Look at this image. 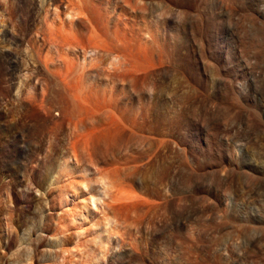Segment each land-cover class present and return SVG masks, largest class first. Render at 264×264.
Instances as JSON below:
<instances>
[{
  "label": "rangeland",
  "instance_id": "rangeland-1",
  "mask_svg": "<svg viewBox=\"0 0 264 264\" xmlns=\"http://www.w3.org/2000/svg\"><path fill=\"white\" fill-rule=\"evenodd\" d=\"M125 1L92 0L90 6L82 5L81 0H0V235L4 233L0 240L6 242L14 236L16 245L7 255V264L16 263L15 235L19 234L22 245L31 249L36 242L35 230V234H41L39 226L43 230L47 227L54 237V229L65 223L56 187L66 188L63 180L68 176L60 166L67 158L74 165V171L68 174L74 179L80 180L81 172L87 169V180L95 185L106 179L121 189L116 188L118 191L124 189V194L133 195L125 204L119 203L130 202V206L105 210V216L109 217V211L110 217L120 220L119 226L124 229L119 227V231L125 230L127 240L123 238L120 248L113 247L114 242L106 252L108 256L95 261L92 236L84 241L77 240L73 233L67 239L49 236L39 254L47 252L45 258L50 264H264V0H177L175 4L161 0L155 10H141L144 2L140 0ZM74 2L79 10L87 6L84 13L92 12L91 21L99 25L95 32L94 23L88 26L90 29L86 27L88 30L76 29L72 22L82 12L77 13V6L72 9ZM67 6L72 11H67ZM73 11L77 14L71 21L66 17L74 15ZM95 15L100 20L93 19ZM114 27L121 29L119 36L127 34L130 47H140H132L139 55L129 54L131 48L127 50L125 41L122 51L125 36L119 37L118 50ZM212 30L216 32L215 42ZM32 42L36 49L29 45ZM27 48L32 52L27 54ZM86 50L94 52L86 55ZM60 52L83 64L81 76H73L78 80H70L83 83H72V87L81 88H75L74 93L93 96L91 103L97 95L100 100L111 96L112 101L113 97L112 105H118L120 114L115 112L116 117L110 120L115 118V123H120L117 127H121L115 124L109 128L114 122L106 123L116 111L107 99L111 114H105V108L108 113L110 110L105 101L100 103L106 106L101 110L95 100L94 106L105 112L94 110L103 117L91 108L93 105L84 115L93 111L94 119L78 114L85 117L79 122L74 117L78 115L71 117L77 106L71 105L72 93L60 89V85L58 89V82L47 79L39 64L40 58L58 59L54 57ZM32 53L38 67L30 62ZM121 53L124 60L115 62ZM80 83L85 94H81ZM34 85L37 89L31 87ZM16 86L22 89L17 91ZM42 86L49 92L54 90V98L48 90L47 95L43 93ZM28 90L37 96H31ZM39 91L45 95L43 99ZM86 96L80 97L82 102L77 97L82 108L89 101ZM153 100L162 101L154 111L149 108ZM63 105L68 111L62 110ZM105 115H109L107 119ZM119 117L127 123L122 121V126ZM91 130H95L93 135ZM30 175L36 180L33 189ZM22 176L24 180L17 182L16 178ZM50 182H56L48 190L50 198L53 196L54 215L49 212L51 222L42 226L40 207L44 202L33 200L32 209L20 213L15 198L16 193L28 188L38 198ZM98 217L95 220L99 224L103 215ZM11 226L17 228V234ZM26 232L33 236L28 239ZM25 237L31 241L25 242Z\"/></svg>",
  "mask_w": 264,
  "mask_h": 264
},
{
  "label": "bare ground",
  "instance_id": "bare-ground-1",
  "mask_svg": "<svg viewBox=\"0 0 264 264\" xmlns=\"http://www.w3.org/2000/svg\"><path fill=\"white\" fill-rule=\"evenodd\" d=\"M68 1V0H67ZM85 1V2H84ZM95 1H98V0H95ZM125 1V0H124ZM127 1V0H126ZM125 1V2H126ZM129 1V0H128ZM127 1V2H128ZM141 2H144V5L142 6L141 5V3H137V1H136V3H137V5L139 4V6L141 5L142 7L140 8L141 10H142V8L144 9V10H146V9H152V10H155V9H157V8H160L159 7V2L161 1V0H140ZM166 1H168V2H171V3H173V4H175L176 2H177V0H166ZM41 2V1H40ZM60 2H62V1H60ZM77 3H78V1H76ZM76 2H74L75 4V6L74 7H72V9L74 10V8L78 5V4H76ZM81 2H83L82 3V5L84 4V3H86V4H90L91 2H92V0H81ZM130 2V1H129ZM94 3V5H95V3L96 2H93ZM161 3V2H160ZM167 3V2H166ZM42 4H45V1H43L42 2ZM46 4H48V2L46 3ZM72 3H70V5H71ZM168 4H170V3H168ZM167 4V5H168ZM69 5V4H68ZM69 5V6H70ZM79 5L81 6V4L79 3ZM164 5V4H163ZM166 5V4H165ZM39 6H41V4H39ZM69 6H67V7H69ZM90 6H91V4H90ZM138 6V7H139ZM66 7V8H67ZM71 7V6H70ZM69 7V9L67 10V11H69L71 8ZM79 6H77L76 8L79 10V8H78ZM84 7V6H83ZM86 7L87 6H85L84 8L86 9ZM96 7V6H95ZM94 9V7H91V9ZM72 9H71V11H72ZM85 9H83L84 11H86ZM148 9V10H149ZM76 10V9H75ZM83 10H79V11H77V13L78 12H82V13H79L78 15H79V17H78V15L76 16V18H75V14H77L76 12H71V13H73L74 15H70V11L69 12H67V14H68V17H66L67 19L69 18V19H71V21H73L74 20V18H75V22L73 21L72 23H74L75 25H76V29H86V27L87 28H89L90 29V27H88V26H91V23H92V27H93V23L95 22L96 23V20L94 21V20H92L91 21V19H90V16H91V14H92V12L90 11V16L87 14V13H84V11ZM151 10V11H152ZM66 11V10H65ZM64 11V12H65ZM64 14H66V12L64 13ZM98 14V13H97ZM214 14V13H213ZM83 15V16H82ZM100 15V14H99ZM98 15V16H99ZM83 18H81V17ZM84 16H86V19L84 18ZM213 17V16H212ZM94 18H97V20H100V17H99V19H98V17H96V15H95V17H93V19ZM103 18V17H102ZM104 19V18H103ZM70 21V22H71ZM67 22H68V20H67ZM69 22V23H70ZM103 22H104V20H103ZM102 22V23H103ZM69 23H68V25H69ZM72 23H70V25L72 24ZM94 23V24H95ZM99 23V22H98ZM97 24V23H96ZM94 25V29L92 30V31H94L95 32V26H98V28H99V25ZM119 24V23H118ZM124 24H125V22H124ZM131 24V23H130ZM75 25H72V26H75ZM100 25H101V23H100ZM122 25V24H121ZM217 25V24H216ZM72 26H69L70 28H71V30H72ZM116 26L118 27V25L116 24ZM126 26V25H125ZM130 26V25H129ZM214 26H215V24H214ZM115 28V31L117 32H115V36H117V41L120 43V38H122V37H124L125 36V34H124V36L123 35H121V36H119L121 33H120V28H119V30H116V29H118V28ZM124 27V26H123ZM126 27H128V26H126ZM122 28V27H121ZM215 29H216V26L214 27ZM73 29L75 30V28L73 27ZM128 29H129V27H128ZM74 30H73V32H74ZM86 30H88V29H86ZM114 30V29H113ZM132 30V29H131ZM80 31V30H79ZM79 31H77L78 32V34H79ZM84 31V30H83ZM99 31V30H98ZM118 31H119V33H118ZM123 31V30H122ZM130 31V30H129ZM72 32V31H71ZM72 32V33H73ZM124 32V31H123ZM134 32V31H133ZM75 33H76V30H75V32H74V35H75ZM208 33V32H207ZM215 30H212V33H211V39H212V41H214L215 42ZM77 34V33H76ZM117 34V35H116ZM35 35V34H34ZM130 35V34H129ZM79 36H80V34H79ZM78 36V37H79ZM126 36H127V34H126ZM126 36H125V40H121L122 42V46L123 47H121V43H120V45L119 46H117L116 45V47H119V49L118 50H120V47L122 48V51H124L123 49H125L124 47H125V44H123L124 42L123 41H125V43H127V45L126 46H129V47H126L127 48V50H128V48H131V52H129V54H133V53H135V52H137V54L139 55V51H136V49H135V51L133 50L132 51V47L134 46V45H132V47H130L131 45H129L128 43V41L126 42V40H129V37L128 38H126ZM34 37V36H33ZM37 37V36H36ZM84 37V36H83ZM120 37V38H119ZM81 38V37H80ZM123 39V38H122ZM34 40H36V39H34ZM37 40H38V38H37ZM56 41V40H55ZM133 42L135 41L134 39L132 40ZM138 41V40H137ZM30 42V41H29ZM35 42V41H34ZM37 42V41H36ZM35 42V43H36ZM13 43H14V41H13ZM56 43V42H55ZM54 43V44H55ZM135 43V42H134ZM30 44H32L33 46H34V44H33V42L32 43H29V45ZM37 44V43H36ZM41 44V43H40ZM39 44V45H40ZM132 44V43H131ZM136 44V43H135ZM44 44L42 43L41 44V46H43ZM26 46V45H25ZM27 46H28V41H27ZM36 46V45H35ZM34 46V48L36 49V47ZM136 46V45H135ZM134 46V47H135ZM30 47V46H29ZM5 48V47H4ZM30 48H32V47H30ZM29 48V49H30ZM135 48H137V47H135ZM139 49H140V47H138ZM138 48H137V50H138ZM143 48V47H142ZM6 49V48H5ZM29 49L27 48V50H28V53L27 54H29L30 53V51H29ZM34 49V51H36ZM38 49H40V46H39V48ZM37 49V50H38ZM42 49V48H41ZM116 49V50H117ZM134 49V48H133ZM8 50H10V49H8L7 48V50L6 51H8ZM130 50V49H129ZM143 50V49H142ZM145 50V49H144ZM4 51V50H3ZM121 51V50H120ZM1 52V51H0ZM32 52V51H31ZM42 52H43V49H42ZM85 52V54L86 55H91V54H93V52L94 51H84ZM117 52V51H116ZM119 52V51H118ZM141 52V51H140ZM145 52V51H144ZM11 53H12V51H11ZM36 54H37V51L35 52ZM39 53V52H38ZM58 53V52H57ZM61 53V55L62 54H64V52L62 53V52H60ZM125 53H128L127 51L125 52ZM141 53H143V52H141ZM40 54H42L41 52H40ZM123 53H121V54H119V57L117 56L116 58H114V61L115 62H117V63H120V59L122 58H120V55H122ZM131 54V55H132ZM17 55H19V54H17ZM32 55H33V57H34V53H32L31 54V56H29L30 58L29 59H31V57H32ZM39 55V54H38ZM54 54H52V56H53ZM56 55V54H55ZM54 55V56H55ZM58 55V54H57ZM56 55V56H57ZM60 54H59V56L58 57H54V58H58V59H56V60H54L53 59V57H52V59L54 60H52V61H50V59H46V60H44V61H42V58H40V60H38L39 58H38V56H37V60L38 61H40L41 63H39L41 66H42V69H43V72H44V74H45V76L47 77V79H50V81L52 80V79H54V81H56V82H58V85H56V83L55 84H53L54 82H52L51 83V85L53 84L54 86L56 85L57 87L60 85L62 88H60V89H64V91L66 92V90L67 91H70V93H72V97L70 96V100H71V105H73L74 106V104L75 105H77V106H75L74 108L75 109H72L73 110V112H72V114H71V117L73 116V115H83V116H90L91 114H93V111H92V109L94 110V109H97L98 108V106L99 105H101L100 103H104V101H105V103H106V96H105V98H104V96H103V98H104V100L103 101H101L100 100V96H99V98H97L98 97V95L97 96H95L96 98L94 99V101L91 103V99L93 98V96H92V98H91V96L89 97V95H88V97L86 96V94L84 93V91H83V89L85 88V87H83V83L81 82V81H76V80H78V79H76L75 77H73L75 74H77L78 75V73L80 74L79 76H81V72H79L81 69H83L82 67H83V64L81 63V61L80 60H78V58L76 59L75 57V59L72 57H70L69 55H67V54H65L64 56L62 55L61 56ZM125 54H123L122 56H124ZM134 55H136V54H134ZM1 56H2V54H1ZM41 55H39V57H40ZM43 56H45V55H43ZM69 56V57H68ZM137 56V55H136ZM8 57V56H7ZM21 57V56H20ZM27 57V56H26ZM42 57V56H41ZM128 57V56H127ZM135 57V56H134ZM28 58V57H27ZM125 58V60H126V57H124ZM6 59V58H5ZM10 59V58H9ZM8 59V60H9ZM16 59H18V58H16ZM33 59V58H32ZM32 59H31V61L30 62H34V61H32ZM123 59V58H122ZM3 60V59H2ZM19 60V59H18ZM33 60H35V58L33 59ZM50 62H49V61ZM124 60V59H123ZM122 60V61H123ZM10 61V60H9ZM12 61V60H11ZM48 61V62H47ZM127 62V61H126ZM37 63V62H36ZM122 63H125V62H122ZM34 64V63H33ZM35 65V64H34ZM37 65V64H36ZM35 65V66H36ZM37 67H38V65H37ZM36 67V68H37ZM34 68V67H33ZM35 70V69H34ZM35 71H38V70H35ZM36 73V72H35ZM14 75V74H13ZM76 75V76H77ZM82 75H83V73H82ZM19 76H21V75H19ZM34 76V75H33ZM26 77V76H25ZM28 77V76H27ZM30 77V76H29ZM75 78L76 80H73V82L75 83V81L78 83V82H81L80 84L82 85L81 87H82V90L81 91H83V93L81 92V94H85V95H83L84 97L86 96L87 97V99H89V101H86L87 103V108L85 107V106H83V108L81 107V103L79 102V104H78V101H80L81 100V102H82V99L84 98L83 96H81L78 92V95H77V93L75 94L74 93V91L73 90H75V88L77 89V87L79 86H76L75 87V85L72 87V85L74 84L73 82V84L71 83V78ZM20 78V77H19ZM18 78V79H19ZM24 78V77H23ZM83 78V77H82ZM22 79V78H21ZM20 79V80H21ZM24 79H26V78H24ZM44 79H46V78H44ZM79 79L81 80V77H79ZM40 80V79H39ZM71 80V81H70ZM43 81V80H42ZM41 81V82H42ZM47 81V80H46ZM38 82V81H37ZM45 82V81H44ZM48 82V81H47ZM16 83H18L17 81H16ZM16 83H15V85H16ZM49 83V82H48ZM39 84V83H38ZM46 84V83H45ZM50 84V83H49ZM15 85H14V88H15ZM41 85V84H40ZM9 86V85H8ZM18 86H19V84H18ZM24 86V85H23ZM27 86V85H26ZM37 86V85H36ZM35 85L34 86H31V87H36ZM39 86V85H38ZM46 86L48 87V85L46 84L45 85V88H46ZM53 86V87H54ZM55 86V88H57ZM20 87H21V85H20ZM25 87V86H24ZM24 87H23V89H24ZM41 87V86H40ZM43 87V86H42ZM80 87V86H79ZM78 87V89H81V88H79ZM11 88V87H10ZM13 88V89H14ZM16 88L17 89H15V90H17L18 91V89H22V88H19V87H17L16 86ZM26 88V87H25ZM73 88V89H72ZM88 88V87H87ZM97 89H98V87H96ZM9 88H7V90H8ZM32 89V91H33V89L34 88H31ZM36 89H37V87H36ZM42 89V88H41ZM49 89V88H48ZM48 89H46V90H48ZM54 89V88H53ZM58 89H59V87H58ZM57 89V90H58ZM92 90H94L93 88H91ZM3 90V89H2ZM30 90V89H29ZM29 90H28V94H30L29 93ZM45 89H44V87H43V89L41 90L43 93H45V91H46ZM92 90H89L88 89V93H90ZM96 90V89H95ZM101 90H102V88H101ZM104 90H106V89H103V91ZM17 91H15L14 93H16L17 94ZM32 91H30L31 92V96H37V95H35V94H33L32 95ZM60 91V90H59ZM78 91H80V90H78ZM86 91V90H85ZM90 91V92H89ZM98 91H100V89H98ZM107 91V90H106ZM106 91H104V95H106ZM12 92V91H11ZM21 92H23V91H21ZM40 92V91H39ZM48 92H49V90H48ZM58 92V91H57ZM101 92V91H100ZM99 92V93H100ZM9 93V92H8ZM24 93V92H23ZM33 93H36L35 91L33 92ZM50 94H52V96H53V93H54V90L52 91V92H49ZM22 94V93H21ZM20 93H18L17 95H21ZM40 94H41V98L43 99L44 97H45V95L44 94H42L41 92H40ZM56 93H54V95H55ZM59 94H62V92L60 91V93ZM58 93H57V96L59 95ZM76 95V96H74V95ZM91 94H93V91L90 93V95ZM95 94H97V93H95ZM94 94V95H95ZM16 95V96H17ZM42 95H44V97L42 96ZM46 95H47V91H46ZM80 95V97L82 98H80V97H78ZM60 96H62V95H60ZM64 96H65V94H64ZM75 97V99H73ZM77 97L78 98H80V100L79 99H77ZM110 98H111V96H109ZM109 97H108V102H111V107L114 105H112V103H113V97H112V101H109ZM115 97V96H114ZM33 98V97H32ZM48 97H46V99H47ZM52 98H54V96L52 97ZM55 98H57L56 96H55ZM65 98V97H64ZM64 98H61V99H64ZM91 98V99H90ZM118 98V97H117ZM116 98V99H117ZM49 99H51V98H49ZM58 99V98H57ZM73 99V100H72ZM77 99V100H76ZM116 99H114V100H116ZM45 100V99H44ZM59 100V99H58ZM64 100H67L68 101V99L66 98V99H64ZM95 100H98V102H99V105L98 106H94V105H97V102H95ZM101 102H100V101ZM111 100V99H110ZM30 101V100H29ZM63 101V100H62ZM75 101V102H74ZM51 102V101H50ZM74 102V103H73ZM106 103V105H107V107H108V109H110L109 110V113H108V111H107V109L105 108L106 106L105 105H101L102 106V108H101V110L103 109V108H105V111H106V115L107 114H111L113 111H111V108H110V106H108V104L109 103ZM115 102V101H114ZM149 102V101H148ZM46 103V102H45ZM52 103V102H51ZM63 103V102H62ZM66 103H68V102H66ZM77 103V104H76ZM94 103H96V104H94ZM150 103V102H149ZM54 104H56V103H54ZM89 104V105H88ZM116 104V103H115ZM57 105V104H56ZM56 105H55V107H56ZM78 105H80V108H79V106ZM92 107H91V106ZM122 105V104H121ZM159 105H161L162 106V101L161 100H153V101H151V103H150V107L149 108H151V107H153V109H151V110H153L154 111V108L155 107H157V106H159ZM64 106L65 105H63V108H62V110H67L68 111V109L66 108H64ZM100 106V107H101ZM116 106V107H115ZM117 106L118 105H114V108H116V111L114 110V108L112 109V110H114V114L113 115H115V116H113L112 114H111V116H110V118L109 119H107L108 118V116H106L105 115V117H106V119H107V121H106V119H104L105 121H106V123L108 124V123H110V122H112L110 119H112L113 117H116V115L117 114H115V112H117ZM120 106V105H119ZM57 107H59V106H57ZM61 107H62V104H61ZM66 107V106H65ZM67 107H69V104H68V106ZM76 107H78L79 108V111H78V108L76 109ZM84 107H85V109H84ZM88 107H91L92 109H91V111L92 112H88V114H85L84 115V113H86V111L88 110V111H90V108H88ZM96 107V108H95ZM49 108H51V107H49L48 106V109ZM73 108V107H72ZM82 108V110L83 111H85V112H82V110L80 111V109ZM121 108V107H120ZM120 108H119V110H120ZM52 109V108H51ZM58 109V108H57ZM147 109V108H146ZM45 110V109H44ZM59 110V109H58ZM60 110H61V108H60ZM77 110L78 111V113H75V111ZM98 111H100V108H98L97 109ZM97 110H94V111H96L97 113H98V111ZM149 110L150 109H147V111L146 112H149ZM50 111V110H49ZM104 111V112H105ZM110 111H111V113H110ZM61 112V111H60ZM81 112V113H80ZM101 112H103V111H100L99 113H101ZM103 112V113H104ZM124 112V111H123ZM123 112L121 113V114H123ZM67 113H69V112H67ZM71 113V112H70ZM69 113V114H70ZM74 113V114H73ZM98 113V114H99ZM117 113H119L120 114V112L118 111ZM125 113V112H124ZM97 114V115H98ZM146 114H148V113H146ZM155 114V113H154ZM65 115H66V113H65ZM74 116L75 117V119L76 120H78L79 122H81V121H83V118H84V120H85V117H81V116ZM95 115H96V113L94 112V115L92 116L91 115V117L93 118H95ZM49 116V115H48ZM62 116V115H61ZM63 116H64V114H63ZM70 116V115H69ZM99 116H100V114H99ZM98 116V117H99ZM120 116V115H119ZM122 116V115H121ZM123 116H125V114H123ZM145 116V115H144ZM46 117V116H45ZM65 117V119L68 117V115H66V116H64ZM76 117H79V118H81L82 120H80L79 118H76ZM100 117H103V115L101 114V116ZM112 117V118H111ZM146 117H148L147 115H146ZM150 117H151V115H150ZM51 118V117H50ZM93 118V119H94ZM145 118V117H144ZM156 118V117H155ZM48 119V118H47ZM47 119H45V120H47ZM69 120L68 121H70V119H72V118H68ZM75 119H73V120H75ZM115 119V118H114ZM114 119H113V124H109V125H111V126H109V125H107L104 121H102L105 125H107V126H109V128L111 127H113V125H115L116 126V128H119V127H121V126H118L117 127V125H120V123L119 122H117V123H115V121H114ZM119 119H121L120 117H119ZM146 119V118H145ZM144 119V120H145ZM149 119V118H148ZM52 120V119H51ZM101 120H103V119H101ZM116 120H118V116H117V119ZM124 120H126V119H121V120H119L121 123H122V126H123V124H125V123H127L126 121H124ZM143 120V119H142ZM158 120V119H157ZM163 120V119H162ZM44 121V120H43ZM50 121V120H49ZM57 121V120H56ZM62 121H64V119L62 118L61 119V121L60 122H62ZM122 121H124L125 123H123ZM160 121V120H159ZM170 121H173V117L170 119ZM48 122V121H47ZM158 122V121H157ZM53 123V122H52ZM51 123V124H52ZM54 123H57V122H54ZM100 123V122H99ZM102 123V124H103ZM163 123H165L164 121H163ZM163 123H161V124H163ZM49 124V123H48ZM144 124V123H143ZM97 125V124H96ZM172 125H174L173 123H172ZM171 125V126H172ZM99 126H100V124H99ZM98 126V127H99ZM107 126H104V125H102V126H100V127H106L107 128ZM125 126V125H124ZM97 127V128H98ZM155 127V126H154ZM96 128V129H97ZM105 128V129H106ZM115 128V127H114ZM104 130V129H103ZM103 130H101V131H103ZM107 130V129H106ZM105 130V131H106ZM92 131V130H91ZM94 132H95V130H93ZM93 131L92 132H89V133H91L92 135L94 134L93 133ZM100 131V132H101ZM88 134V133H87ZM90 134V135H91ZM77 142V141H76ZM85 142V141H84ZM72 145H75V144H72ZM75 148H76V146H75ZM35 149V148H34ZM23 153V152H22ZM23 157H24V155H23ZM71 158V157H70ZM71 159H73V158H71ZM24 160V159H23ZM70 159L69 158H67V160L65 161V160H63V164L60 166V168H62V170H63V172H65V174H66V176H68V177H66V179L65 180H63V182H64V184H66V185H63V186H66V190H70V191H65V189L63 190V189H60L59 187H56L57 188V195H58V197H57V199H56V196H55V199L56 200H58V207H59V209H60V212H61V214H63L64 215V217H65V223L63 224V225H61L60 227H57L58 229H54V232L52 233V235H54V237H56V235H61L63 238H66L67 236H70V234L71 233H73V235L75 236V238L77 239V240H86L87 239V237L88 236H92L93 237V242L95 243V249H94V251H93V260H95V261H99V260H101L103 257L105 258V255H107L108 253H106L107 252V250L109 249V247L110 246H112V244L115 242V246H113V247H122L121 245L123 244V238H125L126 239V237H124V235H126V234H124V231L125 230H123L124 229V227H122V225L121 226H119V224L121 223L120 222V220L117 218V217H110V215H109V209H107V208H109V207H113V208H115L116 207V209H114V210H117V206L121 209V207H122V209L125 207L126 208V205H128V206H130L131 204H126V205H123V204H125L124 202L125 201H129L131 198L130 197H132L133 195H131V194H129L130 195V197H129V195H127L128 193H125L124 194V192H126V190L124 191V189L122 190V191H120L121 189L120 188H117V187H115V185H113V183L112 182H109V181H106V179H104V180H101L100 182H98V184L97 185H95L93 182H91V181H88L87 180V169L86 170H84V171H82L81 173H82V175H81V177H80V180H77V179H74V176L73 177H71L70 175H68V174H70L71 173V171H74V165H72V164H70V163H68V161H69ZM73 161V160H72ZM70 162V161H69ZM73 169V170H72ZM76 172V171H75ZM24 177L22 176L21 178H16V181L17 182H19V183H21L24 179H23ZM29 178V181H30V184H31V188H32V185H35V181L36 180H34L35 178H32L31 177V175L28 177ZM28 181V180H27ZM40 183V182H39ZM42 185V184H41ZM56 185V182H50V183H46V187L47 188H45V189H43L42 191L40 190V193L38 194L39 196H37L38 198H36L34 195H32V191H31V188H28L27 189V191H22L21 193H19V194H17L16 193V198H15V200H16V209L20 212V213H23V212H26V211H29V210H31L32 209V201L33 200H37L38 202H41V203H43L44 205L43 206H41L40 207V209H41V212H42V215H43V222H44V225H42V226H46L45 224L46 223H49L50 224V222H51V217L49 216L50 215V213L49 212H52V214L54 213L53 212V205H52V202H53V199H52V197L50 198V195L48 194V190L51 188H53V186H55ZM34 187V186H33ZM62 187V186H61ZM115 187V188H114ZM59 188V189H58ZM68 188V189H67ZM120 189L119 191L117 190V189ZM33 189V188H32ZM38 189V188H37ZM116 189V190H115ZM52 191V190H51ZM124 191V192H123ZM35 192V191H34ZM121 192H123V193H121ZM38 193V190H37V192L36 193H34V194H37ZM51 193V192H50ZM131 193H133V192H131ZM56 195V194H55ZM52 199V200H51ZM55 200V201H56ZM82 202H85V203H82ZM81 202V203H80ZM121 202H123V204H120V206H119V203H121ZM41 203H39V204H41ZM134 203V202H133ZM42 205V204H41ZM55 205V204H54ZM115 206V207H114ZM124 206V207H123ZM43 207H44V210H43ZM112 208V209H113ZM118 208V209H119ZM112 209H111V211H112ZM121 209V210H122ZM14 210V209H13ZM107 210H109L108 212H107V215L109 216V217H107V216H105V214H106V211ZM113 210V211H114ZM12 211V210H11ZM44 212H47V214H48V216H45V214H44ZM58 212V211H57ZM56 212V213H57ZM59 212V213H60ZM105 212V213H104ZM117 212H120V211H117ZM58 213V214H59ZM112 213V212H111ZM114 213H116L115 211L112 213V215H114ZM13 214V213H12ZM12 214H10L11 216H13ZM100 214H102L103 215V218H101L102 217V215L100 216ZM19 215V214H18ZM54 215V214H53ZM62 215V216H63ZM98 215H99V217L101 218V219H99L100 220V223L98 224L97 222H96V220H95V217H98ZM7 216H9V215H7ZM10 216V217H11ZM58 216V215H57ZM61 216V215H60ZM60 216H58V217H60ZM104 216H105V218H104ZM115 216V215H114ZM57 217V218H58ZM98 217V218H99ZM40 218H42V217H40ZM54 218V217H53ZM56 218V217H55ZM61 218V217H60ZM11 219V218H10ZM12 219H14V217H12ZM17 220V219H16ZM61 220V219H60ZM64 219H62V223L64 222L63 221ZM117 220H119V221H117ZM11 221H14V220H11ZM11 221H9V222H11ZM54 221V220H53ZM5 222V221H4ZM58 222V221H57ZM56 222V224H59V223H61V221L59 222V223H57ZM120 222V223H119ZM11 223H14V222H11ZM39 223V222H38ZM41 223H42V221H41ZM41 223H39V224H41ZM43 224V223H42ZM51 224H53V223H51ZM122 224V223H121ZM11 225H13V224H11ZM36 225V224H35ZM38 225V224H37ZM48 225V224H47ZM4 226V225H3ZM34 226V225H33ZM33 226H32V228H33ZM34 227H36V226H34ZM40 227V230H39V233H41V234H35V233H37V230H35V232H34V236H35V239H36V242H35V245L33 246V248H31V249H28V248H26V247H24V245H22V243H23V241H21L22 239H21V237L19 238L18 237V235H15L16 236V244H17V241H18V246H17V249H16V260H15V262L17 263V264H50L49 262H48V259H46L45 258V255H46V253H45V255L44 254H39V250H40V248H41V246H42V243L44 242V241H46L47 239H48V237L50 236V237H52L51 235H49V232L48 231H46V228L47 227H45V229L43 230V227H41V226H39ZM119 227H122L123 229V232L121 233V231H119L120 229H119ZM2 228V227H1ZM3 228H5V226L3 227ZM2 228V229H3ZM11 228L13 229V232L15 231V230H17V228L15 227V226H11ZM14 228H16V229H14ZM22 228V227H21ZM31 228V229H32ZM37 228V227H36ZM54 228H55V224H54ZM12 229H11V231H12ZM39 229V228H38ZM4 230V229H3ZM6 230V229H5ZM4 230V231H5ZM33 230V229H32ZM31 230V231H32ZM23 231H24V229H23ZM9 231H7V233H8ZM22 232V231H21ZM28 232H30V231H28ZM28 232H26L27 233V235H29V237H28V239L30 238V236L32 235L33 236V233L31 232V235L30 234H28ZM6 233V234H7ZM15 233H16V231H15ZM126 233V232H125ZM4 234V233H3ZM2 234V235H3ZM14 234V233H13ZM12 234V235H13ZM17 234V233H16ZM2 235H0V237H2ZM24 235H25V233H24ZM40 235V236H39ZM123 235V236H122ZM5 236V235H4ZM7 236V235H6ZM23 236V235H22ZM61 236L59 237V239L61 238ZM9 237V236H8ZM54 237H52V238H54ZM6 238V237H5ZM7 239V238H6ZM26 239H27V237H25V242H26ZM28 239H27V242H29V241H31V239L28 241ZM32 239H34V238H32ZM51 239V238H50ZM67 239V238H66ZM49 240V239H48ZM52 240V239H51ZM83 240V241H84ZM127 240V239H126ZM4 241V240H3ZM3 241H1L0 240V264H7V261H6V259H7V255H8V253H9V251L11 250V248L13 247V246H16L15 245V240H14V236L12 237V236H10V239L9 240H5L6 242H3ZM34 240H32V242H33ZM54 241V240H53ZM61 242H62V240H60ZM66 241V240H65ZM48 242V241H47ZM46 243V242H45ZM26 244V243H25ZM29 244V243H28ZM27 244V245H28ZM55 244H56V242H55ZM62 244V243H61ZM30 245H31V242H30ZM30 245H28V246H30ZM59 245H60V243H59ZM112 248V247H111ZM114 249V248H113ZM116 249V248H115ZM114 249V250H115ZM118 249V248H117ZM110 250H112V249H110ZM44 251V250H43ZM46 251V250H45ZM113 251V250H112ZM13 256H14V254H12ZM108 256V255H107ZM47 257H49V256H47ZM14 258V257H13ZM50 259V258H49ZM13 260V259H12ZM47 260V261H46ZM50 261V260H49ZM13 263V262H12ZM15 263V264H16ZM8 264H10V263H8ZM51 264H52V262H51Z\"/></svg>",
  "mask_w": 264,
  "mask_h": 264
}]
</instances>
